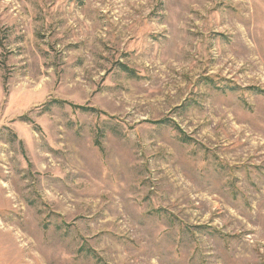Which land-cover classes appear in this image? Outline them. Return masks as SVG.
<instances>
[{
    "label": "rangeland",
    "instance_id": "1",
    "mask_svg": "<svg viewBox=\"0 0 264 264\" xmlns=\"http://www.w3.org/2000/svg\"><path fill=\"white\" fill-rule=\"evenodd\" d=\"M0 264H264V0H0Z\"/></svg>",
    "mask_w": 264,
    "mask_h": 264
}]
</instances>
